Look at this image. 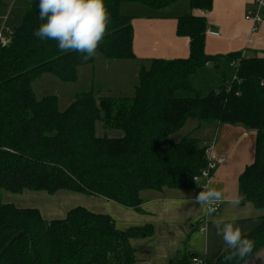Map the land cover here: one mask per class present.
Instances as JSON below:
<instances>
[{"label":"trees","instance_id":"16d2710c","mask_svg":"<svg viewBox=\"0 0 264 264\" xmlns=\"http://www.w3.org/2000/svg\"><path fill=\"white\" fill-rule=\"evenodd\" d=\"M179 0H104L110 14L107 32L97 51L108 59H133L134 16L124 14L127 3L165 10ZM3 0H0V5ZM27 10L14 27L8 45H0V264H134L132 238L153 232L152 226L121 230L115 219L84 206L64 218L46 220L37 207L4 202L2 190H60L102 196L139 208L146 189L200 188L193 177L207 166V143L186 135L171 145L163 142L189 118L254 130V161L240 174L241 203H253L263 214L259 224L243 235L264 246V57L242 52H206L208 30L204 15L178 17L177 34L190 39L187 58H154L143 66L133 97L78 95L60 110L54 94L38 98L33 83L45 73L75 82L79 66L90 64L78 52H62L57 42L33 35L42 23L39 0L25 2ZM191 9L210 11L213 0H190ZM237 63L236 76L218 90L204 94L192 78L209 64ZM122 130V137H100L97 122ZM227 247L206 264H228ZM183 253L174 264H191Z\"/></svg>","mask_w":264,"mask_h":264},{"label":"crops","instance_id":"0c3cea01","mask_svg":"<svg viewBox=\"0 0 264 264\" xmlns=\"http://www.w3.org/2000/svg\"><path fill=\"white\" fill-rule=\"evenodd\" d=\"M19 2L20 5L25 3L23 0ZM8 5L7 0H3V4L0 5V24L1 16L5 14L9 15L10 20ZM17 5L18 3L15 6ZM174 5L181 6L182 12H173L167 8L157 12L130 14L134 16L135 58L108 59L100 51H96L92 63L79 66L78 78L75 82H64L50 73L66 83L62 93L64 98L61 99L56 95L59 109L62 111L67 109L78 95L87 92H93L97 97H133L140 84L142 67L149 68L154 58H187L190 39L177 34L178 17L187 13L206 16L207 31L220 33L219 36H214L207 32L206 52L208 54L242 52V55L247 57H264V24L253 32L251 21L245 18L247 11L254 8V0H213V8L210 11L191 9L190 0H179ZM222 62L234 68V78L237 66L227 61ZM215 67L221 68V66ZM188 122H190L189 130L191 132L193 128L195 130V137L213 146V156L225 159L215 173L214 186L223 190L225 200L242 197L243 191L239 177L254 161L256 131L242 125L200 122L194 117L189 118L184 126ZM185 134L182 133L181 137H176L175 133L170 135L172 140H168L167 145L180 141L186 136ZM199 191L201 190L170 187H164L161 190L146 189L141 192L143 203L139 208L127 207L102 196H87L83 198V202L84 207L92 211L111 215L121 230L138 226L153 227L151 234L132 238L131 244L136 251L134 264H174L175 259L184 252L207 260L212 259L211 256L218 255L227 247L222 237L216 234L211 218L204 217L198 205L184 203L187 198ZM75 195L77 194L73 191L61 192L57 199L59 206L67 203L68 206L76 207L77 203L73 201L77 199ZM78 200L81 202V198ZM66 207L64 209L67 215L73 207H67V209ZM219 214L238 216L237 224L244 234L259 224V217L263 212L253 203H240L235 208L224 203ZM201 226H205L206 230L202 232ZM194 231L200 233L201 240L192 238ZM202 237H205L204 247Z\"/></svg>","mask_w":264,"mask_h":264},{"label":"clouds","instance_id":"9594fccd","mask_svg":"<svg viewBox=\"0 0 264 264\" xmlns=\"http://www.w3.org/2000/svg\"><path fill=\"white\" fill-rule=\"evenodd\" d=\"M39 18L42 23L34 31L35 37L56 41L60 51L78 52L85 60L96 55L110 22L104 0H39ZM196 182L201 191L184 203L198 205L203 216L211 218L216 234L227 246L224 260L228 264H246L253 254V240L243 235L238 216L219 214L221 204L235 208L242 197L225 200L223 190L215 187L212 180Z\"/></svg>","mask_w":264,"mask_h":264},{"label":"rangeland","instance_id":"374dc122","mask_svg":"<svg viewBox=\"0 0 264 264\" xmlns=\"http://www.w3.org/2000/svg\"><path fill=\"white\" fill-rule=\"evenodd\" d=\"M24 2H29V0H23ZM9 3V12H10V25L12 28L18 26L27 10V4L20 5L19 0L15 2V5L18 3L17 6L13 4L12 0H7ZM173 12H182L181 6H169ZM122 12L124 14H142V13H148V12H157V9H151L147 6H144L139 3H127L124 4L122 7ZM234 68L229 67L225 62L221 63V68L216 69L215 64H211L210 66L205 67L204 69L199 70V72L193 76L192 82L193 86L203 92L204 94L208 93L211 90H218L220 89L221 85L225 82V80H232L234 75ZM64 82L57 79L55 76H53L50 73L44 74L40 79L36 80L33 83V88L38 96V98H42L45 95L54 94L61 97V99L64 98L62 96L65 86ZM191 122V121H190ZM190 122L187 123L186 126H184L181 130L178 131V133H175L176 137H181L180 135L182 133H186L185 135L194 136L195 130L193 128L192 132L189 130L190 128ZM97 135L100 137H122L124 135L122 130L119 129H113V128H106L104 127L103 121L97 122ZM172 137H169V139L164 140L163 144L167 145L168 140ZM68 190H60L54 194H50L46 191H31L26 190L23 193H13L8 190H2V198L4 202L8 203H14L15 205L19 207H37L42 212L44 218L48 221L51 219H58L62 218L66 215L65 207H74V206H68L69 204H60L62 206H59V194L61 192H65ZM72 192V191H70ZM75 197L77 199H74L73 201H76L77 205H85L83 202V198H86L87 195L84 193L75 192ZM98 197V196H96ZM78 198H81V202H79ZM73 205V204H71ZM59 206V207H57ZM54 207H57L54 209ZM66 207V209H67ZM52 208V209H51ZM69 209V208H68ZM62 211V212H61ZM57 212V213H56ZM193 237L195 239H200V233L198 231H194ZM204 239L205 237H202V244L204 247ZM201 240V239H200ZM191 244L193 245V241L191 240ZM226 247V246H225ZM215 257V256H214ZM211 256L210 258H214Z\"/></svg>","mask_w":264,"mask_h":264},{"label":"built area","instance_id":"2783aa9c","mask_svg":"<svg viewBox=\"0 0 264 264\" xmlns=\"http://www.w3.org/2000/svg\"><path fill=\"white\" fill-rule=\"evenodd\" d=\"M13 4L17 0H12ZM33 1V0H29ZM245 18L252 23V31L255 32L259 27L264 24V0H254V8L247 11ZM2 23L0 24V45H8L13 37L14 31L9 22V15L5 14L1 16ZM209 34L214 36H219L220 33L216 31H207ZM231 65H236L235 61L230 62ZM213 146L207 145L206 148V157L208 160L207 166L201 171L200 174H197L193 177V183L197 185L196 179L199 180L201 184L207 183V181L214 179L215 173L221 166L225 159L224 158H215L213 156ZM201 190V188H200ZM222 208V204L219 206V211ZM200 230L203 232L206 230L205 226H201ZM191 264H206V260L199 256L191 257Z\"/></svg>","mask_w":264,"mask_h":264},{"label":"water","instance_id":"95a60500","mask_svg":"<svg viewBox=\"0 0 264 264\" xmlns=\"http://www.w3.org/2000/svg\"><path fill=\"white\" fill-rule=\"evenodd\" d=\"M246 264H264V246L254 252L248 258Z\"/></svg>","mask_w":264,"mask_h":264}]
</instances>
